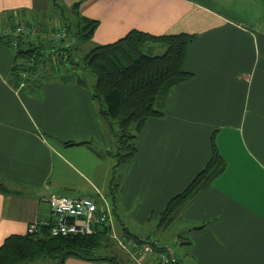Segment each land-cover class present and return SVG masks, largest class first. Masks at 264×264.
I'll return each mask as SVG.
<instances>
[{"label": "crops", "instance_id": "obj_1", "mask_svg": "<svg viewBox=\"0 0 264 264\" xmlns=\"http://www.w3.org/2000/svg\"><path fill=\"white\" fill-rule=\"evenodd\" d=\"M53 1L0 0V29L31 20L49 24ZM58 1L78 3L83 17L99 21L87 40L91 48L133 29L196 35L184 64L192 75L170 91L163 114L143 125L136 155L115 178L116 228L169 246L156 231L178 221L182 264H264V0ZM38 35L59 40L40 30L30 38ZM14 56L0 40V180L10 189H0V245L13 234H27L34 222L39 229L49 224V195L80 189L77 177L97 193L107 186L102 193L109 199L113 194V163L105 159L113 156L93 148L106 154L112 136L91 88L72 69L77 77L25 92L28 82L12 73ZM213 140L225 169L160 225L169 200L207 165ZM64 264L108 263L72 255Z\"/></svg>", "mask_w": 264, "mask_h": 264}, {"label": "trees", "instance_id": "obj_2", "mask_svg": "<svg viewBox=\"0 0 264 264\" xmlns=\"http://www.w3.org/2000/svg\"><path fill=\"white\" fill-rule=\"evenodd\" d=\"M57 7H60V3ZM61 7L65 14L60 20L66 35L70 33L69 37L59 38V42L55 44L57 40L48 36L38 35L36 38H30L32 34L14 36L18 46L15 49L12 73L23 82L27 77L30 78L26 85L30 88V93H36L48 80L54 79L48 74L53 72V69L63 68L65 74L63 77H66L67 70L71 72L72 69L76 70L83 66L96 78L90 88L98 104L99 114L112 136V148L106 154L98 148H93L97 154L111 155L116 160L111 179L113 194L110 199L115 213L117 170L136 155L138 151L136 138L146 121L150 117L161 116L170 91L192 75L184 64L188 45L196 39V35L186 32L154 35L133 29L114 42L93 46L83 57H79L77 41L91 39L99 21L83 17L78 3L70 7L61 4ZM72 13L77 14L78 19L74 20L73 15L72 20ZM72 22L74 27H71ZM36 26L46 35H53L57 30L56 27L49 28L42 20H37ZM0 40L12 47L10 36H0ZM152 44L163 46L164 50L159 53ZM20 58H23V61ZM23 71L26 72L24 77L20 73ZM77 80L88 85V80L80 74ZM74 143L76 142H67ZM86 143L91 144L89 141ZM225 166V160L213 140L212 156L207 165L182 192L169 200L162 211L160 225L169 224L178 209L206 188ZM0 189L10 190L1 180ZM113 242L115 243L105 231L92 235L52 236L50 225L47 224L35 233L9 236L0 245V264L29 263L37 259H52L55 264H64L70 255L86 260L119 264L115 256L102 253L109 250Z\"/></svg>", "mask_w": 264, "mask_h": 264}, {"label": "built area", "instance_id": "obj_3", "mask_svg": "<svg viewBox=\"0 0 264 264\" xmlns=\"http://www.w3.org/2000/svg\"><path fill=\"white\" fill-rule=\"evenodd\" d=\"M58 24V25H57ZM64 32L55 34L58 38L66 36L62 22L58 20L54 26ZM34 20L18 22L14 26H5L0 29L2 36L17 37L18 35L36 34ZM18 46L17 39H12V47ZM54 51V49L52 50ZM24 77L26 72H20ZM100 200L90 197H72L60 193H51L48 202L52 211L49 223L52 236H68L74 234L92 235L105 231L116 244L124 249L137 264H182L178 254L170 246H162L156 239H140L128 233H119L115 226V213L110 199L103 193L99 194ZM39 230L37 222L32 223L29 233Z\"/></svg>", "mask_w": 264, "mask_h": 264}, {"label": "rangeland", "instance_id": "obj_4", "mask_svg": "<svg viewBox=\"0 0 264 264\" xmlns=\"http://www.w3.org/2000/svg\"><path fill=\"white\" fill-rule=\"evenodd\" d=\"M58 0H54L53 2H51L49 4V8L51 10H53L52 13L49 14L50 18L48 20L49 24V28L53 29V27L56 25V23L60 20V18L62 19L63 16H64V12H63V9L61 7V4L60 3V7H57L58 5ZM73 15H74V20L75 19H78L77 17V14H73L72 13V20H73ZM58 25V24H57ZM63 25V23H62ZM71 27H74V22H72V25ZM63 27H60V30H56V32L59 31L60 33V37H61V34L64 32V30H62ZM38 30V28H36V31ZM70 33H68L65 37L66 39L69 37ZM56 38H58L56 36ZM69 40V39H68ZM67 40V41H68ZM59 41L57 40L55 42L58 43ZM80 46V48H78V55L79 57H83L91 48V45L90 43L87 41V40H83V41H77ZM147 53H150L149 51H145ZM151 54V53H150ZM21 61H23V58H20ZM54 71L51 72V73H48V74H51L54 79H56L58 81V79L61 78V76L64 75V69L61 68V69H53ZM66 71V70H65ZM76 71H78V73L82 76V77H85L87 80H88V86L92 88L93 86V83L96 81V78L87 70L85 69V67H81V69H76ZM44 72V71H43ZM67 77H77L78 75L76 73H72L70 71L67 72ZM27 82L30 81V78L27 77ZM30 88H25L24 91H28ZM33 92V91H32ZM32 94V93H31ZM109 161H111L113 163V166L115 165V158H105ZM105 165V164H104ZM113 166L111 167V172L110 173V178L113 174ZM60 167L58 166V169ZM124 170V166L118 168L117 170V174H116V177L118 178L119 175L123 172ZM67 173V172H65ZM65 175V174H64ZM97 180H99L100 178H102L101 176H98L96 177ZM76 181L79 183V188L80 189H77V186L74 187V188H70V189H54V192H58L60 194H64V195H68V196H74V197H84V196H87V197H90V198H94L96 200H100V196L99 194L104 192V190H108V187L106 186L104 189H100L101 191H98L97 193V189H94L92 186H89L85 180H83L82 178H79L77 177L76 178ZM81 190H84V191H81ZM103 190V191H102ZM104 194V193H103ZM179 225V222L176 221L173 225L169 226V227H162L160 229H157L156 231V235L162 239L163 243H167L173 250L174 252H176V254L178 253V255H182L183 258L186 257L183 249H182V237H180L179 233H178V230L176 229V226ZM118 232L122 233L120 229H117ZM181 236H184V235H181ZM110 248V249H109ZM109 250H104L102 253H107L109 255H113L115 256V258L117 259L118 263L119 264H137L130 256L129 254L124 250L122 249L121 247H119L116 242L112 243L110 246H109ZM71 256V255H70ZM75 256V255H74ZM80 258V257H79ZM105 263H108V264H112L110 261H105ZM20 264H54V262L52 261V259H37V260H34L32 262H29V263H20Z\"/></svg>", "mask_w": 264, "mask_h": 264}]
</instances>
